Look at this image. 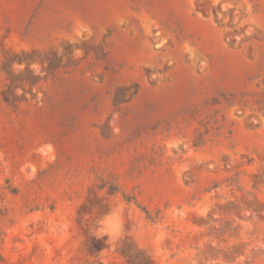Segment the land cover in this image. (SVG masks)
Masks as SVG:
<instances>
[{"label":"rangeland","instance_id":"rangeland-1","mask_svg":"<svg viewBox=\"0 0 264 264\" xmlns=\"http://www.w3.org/2000/svg\"><path fill=\"white\" fill-rule=\"evenodd\" d=\"M0 264H264V0H0Z\"/></svg>","mask_w":264,"mask_h":264},{"label":"trees","instance_id":"trees-1","mask_svg":"<svg viewBox=\"0 0 264 264\" xmlns=\"http://www.w3.org/2000/svg\"><path fill=\"white\" fill-rule=\"evenodd\" d=\"M1 218H2V212L0 210V226H1ZM0 233H1V230H0Z\"/></svg>","mask_w":264,"mask_h":264}]
</instances>
